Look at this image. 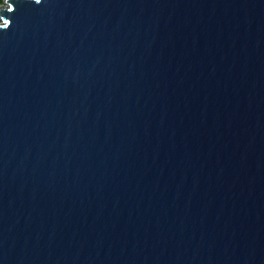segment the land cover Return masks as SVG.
<instances>
[{
  "label": "water",
  "instance_id": "95a60500",
  "mask_svg": "<svg viewBox=\"0 0 264 264\" xmlns=\"http://www.w3.org/2000/svg\"><path fill=\"white\" fill-rule=\"evenodd\" d=\"M0 264H264V0H3Z\"/></svg>",
  "mask_w": 264,
  "mask_h": 264
},
{
  "label": "trees",
  "instance_id": "16d2710c",
  "mask_svg": "<svg viewBox=\"0 0 264 264\" xmlns=\"http://www.w3.org/2000/svg\"><path fill=\"white\" fill-rule=\"evenodd\" d=\"M2 1H3V0H0V5L2 4Z\"/></svg>",
  "mask_w": 264,
  "mask_h": 264
}]
</instances>
